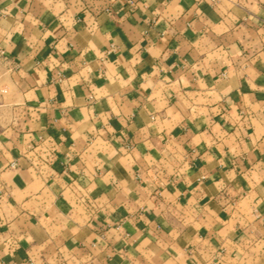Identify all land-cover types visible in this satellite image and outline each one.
Masks as SVG:
<instances>
[{
    "label": "crops",
    "instance_id": "crops-1",
    "mask_svg": "<svg viewBox=\"0 0 264 264\" xmlns=\"http://www.w3.org/2000/svg\"><path fill=\"white\" fill-rule=\"evenodd\" d=\"M0 91V264H264V0H0Z\"/></svg>",
    "mask_w": 264,
    "mask_h": 264
},
{
    "label": "built area",
    "instance_id": "built-area-1",
    "mask_svg": "<svg viewBox=\"0 0 264 264\" xmlns=\"http://www.w3.org/2000/svg\"><path fill=\"white\" fill-rule=\"evenodd\" d=\"M0 92H2V91H0ZM11 167H12V168H16L17 165H16L15 163H12V164H11Z\"/></svg>",
    "mask_w": 264,
    "mask_h": 264
}]
</instances>
